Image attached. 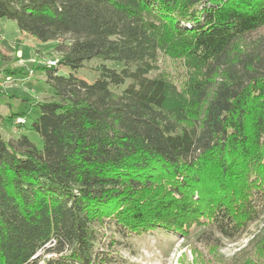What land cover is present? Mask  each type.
I'll list each match as a JSON object with an SVG mask.
<instances>
[{
	"label": "trees",
	"instance_id": "obj_1",
	"mask_svg": "<svg viewBox=\"0 0 264 264\" xmlns=\"http://www.w3.org/2000/svg\"><path fill=\"white\" fill-rule=\"evenodd\" d=\"M2 17L68 43L46 67L51 97L33 102L27 129L41 146L0 133V264H116L98 226L127 236L195 224L209 242L259 219L264 0H0ZM161 55L189 72L180 86L151 75ZM93 58L121 66L76 76ZM248 243L264 253V222Z\"/></svg>",
	"mask_w": 264,
	"mask_h": 264
},
{
	"label": "rangeland",
	"instance_id": "obj_2",
	"mask_svg": "<svg viewBox=\"0 0 264 264\" xmlns=\"http://www.w3.org/2000/svg\"><path fill=\"white\" fill-rule=\"evenodd\" d=\"M264 36V27L253 34ZM68 36L59 40L41 42L21 31L14 20L0 18V133L4 139L14 140L26 134L37 146H41L40 136L28 130L30 119L39 114L33 102L49 99L51 88L46 83L48 61H58V45H66ZM118 68L121 65L97 58L85 61L75 74L88 82L98 76L97 65ZM158 71L166 73L178 86L188 75L181 61L161 55L157 61ZM59 75H68L71 70L57 65ZM129 81L127 80L125 85ZM125 85L115 87L120 91ZM13 113H24L25 124H17L11 118ZM264 222V211L259 219L232 239L213 233L209 242L198 237L203 227L191 225L186 234L168 233L160 229L150 232L119 235L109 225L98 226V248L109 252L116 264H263L264 253L248 241L258 232ZM40 254L45 256L43 252ZM41 262V261H40Z\"/></svg>",
	"mask_w": 264,
	"mask_h": 264
},
{
	"label": "built area",
	"instance_id": "obj_3",
	"mask_svg": "<svg viewBox=\"0 0 264 264\" xmlns=\"http://www.w3.org/2000/svg\"><path fill=\"white\" fill-rule=\"evenodd\" d=\"M57 62H58V61H52V60H49V61H48V66H54V65L57 64ZM14 121H15V123H17V124H25V122H26V117H25V116H16V117L14 118Z\"/></svg>",
	"mask_w": 264,
	"mask_h": 264
}]
</instances>
